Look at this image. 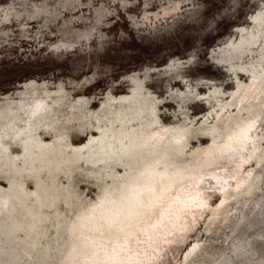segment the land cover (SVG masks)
<instances>
[{
    "label": "rangeland",
    "instance_id": "obj_1",
    "mask_svg": "<svg viewBox=\"0 0 264 264\" xmlns=\"http://www.w3.org/2000/svg\"><path fill=\"white\" fill-rule=\"evenodd\" d=\"M261 37L264 0H0V190L22 201L0 232L4 245L29 262L115 244L117 196L146 104L153 132L197 126L247 82L243 51ZM196 132L188 149L220 140ZM45 185L56 191L49 202ZM257 185L206 232L199 220L179 262L190 247L191 264H264V180ZM199 188L219 202L214 180Z\"/></svg>",
    "mask_w": 264,
    "mask_h": 264
},
{
    "label": "bare ground",
    "instance_id": "obj_2",
    "mask_svg": "<svg viewBox=\"0 0 264 264\" xmlns=\"http://www.w3.org/2000/svg\"><path fill=\"white\" fill-rule=\"evenodd\" d=\"M178 8L179 4L175 3L164 14ZM243 52L247 57L243 62L252 73L247 82L236 81L229 98L216 101L210 112L211 121L207 118L197 126L189 124L183 129L161 128L153 132L152 126L158 123L153 106L146 104L148 117L127 151L129 170L117 196L122 211L119 229L116 235L111 234L117 241L115 244L87 243L79 250L63 255L58 252L50 257L37 253L28 262L21 251L10 244L4 245L0 238V261L3 264H191L187 260L191 256L190 247L181 263L176 255L189 241L199 220L204 218L206 232L214 220L225 218L237 200L259 188L257 184L264 180V159H261L264 157V37L254 50ZM230 55L235 60L239 52ZM140 85H136L137 91L142 89ZM211 131L220 140L207 146L199 142L196 148L188 149L190 132L201 135ZM161 138L166 143H161ZM176 144L181 145L177 151ZM34 147L37 149L38 144ZM3 163L4 169H15ZM204 177L211 178L218 186L220 200L215 205L205 200L199 188ZM41 189V199L45 202L56 195L50 185ZM21 202V198L0 190V216H7L0 221L1 233H6L9 219L15 221L11 214Z\"/></svg>",
    "mask_w": 264,
    "mask_h": 264
}]
</instances>
